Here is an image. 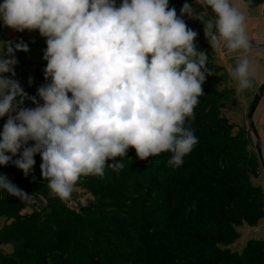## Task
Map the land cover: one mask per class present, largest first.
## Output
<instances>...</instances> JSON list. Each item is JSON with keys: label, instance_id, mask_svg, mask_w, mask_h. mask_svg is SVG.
Wrapping results in <instances>:
<instances>
[{"label": "clouds", "instance_id": "9594fccd", "mask_svg": "<svg viewBox=\"0 0 264 264\" xmlns=\"http://www.w3.org/2000/svg\"><path fill=\"white\" fill-rule=\"evenodd\" d=\"M246 8L247 0H185L178 16L169 0H2L4 27L44 38L46 83L28 96L13 78L15 52L28 45L0 40V166L28 176L39 154L41 176L60 198L81 176L119 172L129 148L140 160L168 152L167 165L181 166L198 142L186 120L213 75L184 17L202 24L214 53L233 56L226 69L241 95L257 76ZM0 190L25 195L4 175Z\"/></svg>", "mask_w": 264, "mask_h": 264}, {"label": "trees", "instance_id": "16d2710c", "mask_svg": "<svg viewBox=\"0 0 264 264\" xmlns=\"http://www.w3.org/2000/svg\"><path fill=\"white\" fill-rule=\"evenodd\" d=\"M183 3L169 0V7L179 16ZM185 23L197 32L194 43L213 75L186 120L198 142L183 164L168 166V152L140 160L129 148L119 172L106 167L102 178H79L73 191L88 196L85 204L71 193L70 203L50 194L39 154L28 176L11 162L0 166V175L25 194L0 190V264H264V240L250 238L239 252L231 250L239 228L264 217L263 190L253 184L261 168L245 127L234 131L222 114L236 93L228 73L207 52L202 24ZM45 66L33 70L41 85ZM22 88L35 96L38 87ZM28 106L34 107L25 100Z\"/></svg>", "mask_w": 264, "mask_h": 264}, {"label": "rangeland", "instance_id": "374dc122", "mask_svg": "<svg viewBox=\"0 0 264 264\" xmlns=\"http://www.w3.org/2000/svg\"><path fill=\"white\" fill-rule=\"evenodd\" d=\"M262 7H264V0H247V8L245 9V15H246V34L249 38V41H253L254 39L264 41V10L261 9ZM196 8L197 11L203 10L198 5L196 6ZM184 20L189 22L195 21L188 19L187 17H184ZM204 42L208 44L206 39L204 40ZM207 52L212 54L214 63L216 65L223 66L227 72L226 65L229 63H233V59L230 58L231 56L226 55L225 57L221 58L220 56H218L216 53L213 52L211 47L207 49ZM249 56L257 72V76L253 81V86L247 89L241 95H237L235 93L233 96H231V99L227 102L228 103L226 105L227 108L222 110V114H224L227 117L228 121L233 123V125L235 126L234 131H236L238 128H243V127H245L247 131L246 118L248 115L247 111L251 99L255 94L256 90L258 89L259 85L261 83H264V49L249 52ZM229 80H230V84L234 87L235 90V83L231 80L230 76H229ZM230 84L229 86H231ZM227 85L228 82L226 83L224 81L220 84V87L223 88V86H227ZM256 128L264 146V97L257 111ZM249 138L251 141L250 133H249ZM251 145H252V141H251ZM253 184L259 185L262 188L264 194L263 173L261 174L260 178L253 180ZM72 195L73 197H75L76 202L80 200V203L83 204H85V201L88 199V196H86L85 193H81L79 191L78 192L76 191L75 193L74 191H72L71 196ZM65 200L67 199L65 198ZM67 201L68 203H70L69 200ZM26 209L28 210V208ZM239 231L241 232V238L231 246L232 248L231 250L238 252L243 248L247 239L254 238L257 240H264V217L259 221L257 226L253 228L242 226L241 228H239Z\"/></svg>", "mask_w": 264, "mask_h": 264}, {"label": "crops", "instance_id": "0c3cea01", "mask_svg": "<svg viewBox=\"0 0 264 264\" xmlns=\"http://www.w3.org/2000/svg\"><path fill=\"white\" fill-rule=\"evenodd\" d=\"M0 2H2V0H0ZM261 9L264 10V7H262ZM0 40L10 41L13 44L22 41L28 45L29 51L27 53L15 52L17 63L14 66L15 76L13 78L19 82L21 87L23 86H27L28 88L40 87L41 82L35 79L33 70L34 68L35 69L40 68L42 64L46 65V61L42 59L43 50L46 47L44 38H42L39 35V33L36 31L15 32L11 29L4 27L2 23H0ZM253 41L256 42L258 40L254 39ZM19 53H20L21 61H19ZM29 77H31V83H29ZM25 108H31V107L28 106ZM6 119L7 117L0 118V130H2ZM260 176L261 175H259V178ZM21 199L23 200V202H26V198H21ZM28 207L31 209L32 205L29 203ZM4 224H5V218L0 217V228Z\"/></svg>", "mask_w": 264, "mask_h": 264}, {"label": "water", "instance_id": "95a60500", "mask_svg": "<svg viewBox=\"0 0 264 264\" xmlns=\"http://www.w3.org/2000/svg\"><path fill=\"white\" fill-rule=\"evenodd\" d=\"M262 49H264V41H260V40L256 42L250 41L249 52L262 50ZM263 97H264V83H261L251 99L249 105V112L246 118V125H247V131L250 133L251 136L253 149L258 159L259 166L264 175V146L256 128V115Z\"/></svg>", "mask_w": 264, "mask_h": 264}]
</instances>
